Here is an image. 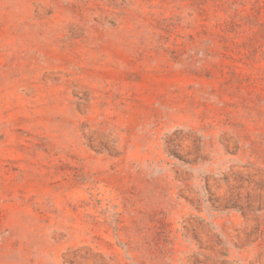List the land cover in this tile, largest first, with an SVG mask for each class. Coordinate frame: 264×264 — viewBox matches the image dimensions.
I'll return each instance as SVG.
<instances>
[{
    "label": "rangeland",
    "instance_id": "1",
    "mask_svg": "<svg viewBox=\"0 0 264 264\" xmlns=\"http://www.w3.org/2000/svg\"><path fill=\"white\" fill-rule=\"evenodd\" d=\"M0 264H264V0H0Z\"/></svg>",
    "mask_w": 264,
    "mask_h": 264
}]
</instances>
